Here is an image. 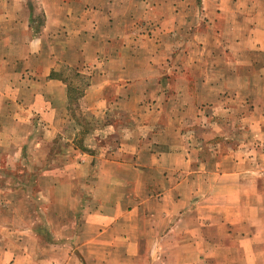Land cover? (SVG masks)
Returning <instances> with one entry per match:
<instances>
[{
    "label": "crops",
    "instance_id": "1",
    "mask_svg": "<svg viewBox=\"0 0 264 264\" xmlns=\"http://www.w3.org/2000/svg\"><path fill=\"white\" fill-rule=\"evenodd\" d=\"M0 14V139L8 102L21 104L19 120L67 134L76 78L97 118L128 122L100 171L142 185L95 196L90 225L113 247L104 264L138 263L151 249L167 262L170 238L178 264L233 244L245 264H264L262 165L233 155L228 138L234 100L247 105L243 120L252 103L264 104V0H0ZM78 148L92 163L93 151Z\"/></svg>",
    "mask_w": 264,
    "mask_h": 264
},
{
    "label": "rangeland",
    "instance_id": "2",
    "mask_svg": "<svg viewBox=\"0 0 264 264\" xmlns=\"http://www.w3.org/2000/svg\"><path fill=\"white\" fill-rule=\"evenodd\" d=\"M2 16L0 14V28ZM2 42L0 39V45ZM76 84L79 87L70 104L72 118H65L62 125L75 132V136H71L70 131L68 135L64 132L53 135L48 123L37 117H33L32 123L19 120L21 104H7V130L0 139V250L9 252L0 257V264H33L36 258L63 262L73 255L83 258L84 264H104L102 258L113 252V247L106 246L98 229L90 225L95 224V217H90L91 209L98 207L99 200L95 196L112 188L115 189L112 191L121 189L130 194L142 185L112 183L107 179L111 174L108 171L102 176L101 161L113 153L120 142L119 129L125 128L128 122L97 118L93 109L81 101L84 80L76 78ZM231 105L233 115L228 120L232 132L228 138L236 146L233 155L247 152L258 160L262 165L258 175L264 188V131L258 135V128L263 126L264 129V119L258 117L261 113L264 116V104L252 103L247 120L240 117L246 115L247 105L241 106L236 100ZM211 141L203 143L207 147L211 146ZM79 146L93 151L92 163H84L89 156H85ZM125 173L127 177L133 174ZM165 242L163 252L171 253L167 262L154 259L153 249L146 253L142 247L144 252L141 251L138 263L127 257L125 264H178L177 246L168 245L173 242L171 238ZM209 253L211 255L204 257L205 262L200 264H245L244 250L238 245H217Z\"/></svg>",
    "mask_w": 264,
    "mask_h": 264
}]
</instances>
